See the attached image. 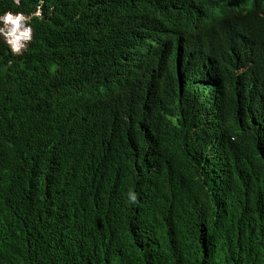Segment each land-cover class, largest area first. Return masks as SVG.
Masks as SVG:
<instances>
[{
  "label": "trees",
  "instance_id": "1",
  "mask_svg": "<svg viewBox=\"0 0 264 264\" xmlns=\"http://www.w3.org/2000/svg\"><path fill=\"white\" fill-rule=\"evenodd\" d=\"M39 8L0 39V264H264V0H0Z\"/></svg>",
  "mask_w": 264,
  "mask_h": 264
},
{
  "label": "clouds",
  "instance_id": "2",
  "mask_svg": "<svg viewBox=\"0 0 264 264\" xmlns=\"http://www.w3.org/2000/svg\"><path fill=\"white\" fill-rule=\"evenodd\" d=\"M33 16L42 17V10L37 9L32 16L11 11L0 13V39L3 40L13 54H20L33 39L34 32L31 26ZM203 101L205 102V99ZM210 104L212 102H209V106ZM126 199L129 203L135 204L137 194L129 191L126 193Z\"/></svg>",
  "mask_w": 264,
  "mask_h": 264
}]
</instances>
